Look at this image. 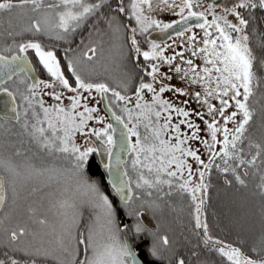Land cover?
Wrapping results in <instances>:
<instances>
[{
	"label": "snow or ice",
	"instance_id": "1",
	"mask_svg": "<svg viewBox=\"0 0 264 264\" xmlns=\"http://www.w3.org/2000/svg\"><path fill=\"white\" fill-rule=\"evenodd\" d=\"M104 8L111 13L106 14L110 37L118 41L123 34L128 58H143L138 82L126 76L113 87L91 79L89 69L99 52L93 43L65 49L59 56L54 45L39 39L47 36L70 44L69 36ZM154 12H170L179 19L161 23L152 17ZM257 12L264 23V0H116L114 7L110 0H0V15L27 21L19 31L9 28L11 43H0V97L6 98L0 100V130L28 137L38 150L18 165L0 157V170L13 178L25 173V178L41 176L49 169L37 167L32 158L45 153L67 159L74 178L70 194L65 188L62 198L51 205L59 231L51 226L55 240L48 245L26 223L9 228L0 219V249L4 250L0 264H143L127 237L121 239L125 234H154L144 227L138 210L119 217L122 208L142 199L134 189L150 198L155 194L151 205L157 207V202L174 193L188 199L199 251L193 250L188 260L172 252L170 264H192L191 257L196 264H206L208 255L218 257L216 264H264V231L251 245L243 240L232 244L213 236L203 218L210 187L207 178L213 170L230 174L225 184L234 181L241 187H247L246 177L258 173V195L264 201V77L257 76V57L250 46L257 35ZM121 16L127 17V24ZM152 28L174 29L176 37H186L177 46L183 50L147 40L145 34ZM143 42L148 50L142 49ZM259 46L264 50V33L259 34ZM165 48H171L172 54H166ZM120 52L124 55L123 46ZM30 53L47 79L33 75ZM259 67L264 68V58ZM101 104L103 116L96 106ZM257 116L259 125L254 130ZM90 122L101 126L92 127ZM78 135L84 138L80 146ZM92 137L99 146H87ZM3 147L0 143V150ZM101 150L111 196L87 174L91 157ZM14 155L21 157L24 152L16 149ZM125 155L130 158L131 175ZM112 197L118 198L115 203ZM5 202L0 176V209ZM27 211L33 223L49 225L47 218L36 217V209ZM159 243L170 250L166 236ZM148 255L164 259L155 245L148 248Z\"/></svg>",
	"mask_w": 264,
	"mask_h": 264
},
{
	"label": "trees",
	"instance_id": "2",
	"mask_svg": "<svg viewBox=\"0 0 264 264\" xmlns=\"http://www.w3.org/2000/svg\"><path fill=\"white\" fill-rule=\"evenodd\" d=\"M125 2L128 3L129 0H125ZM259 17L260 13L257 12L256 20L254 22V26L257 28V35L252 38L250 46L253 48L254 55L257 57L255 63L257 76L264 77V68L259 67V60L264 58V50L259 46V34L264 33V23L260 22ZM120 20L125 24L128 23L127 17L121 16ZM104 21L105 20L102 17L100 23L95 27L100 29L101 35H103L106 29ZM150 31L151 30H149V32ZM148 33L145 34L146 38ZM11 42L12 40H3L0 35V43ZM41 42L49 47L54 45L57 54L61 52L65 44L64 41L43 40ZM89 43L93 42L86 41L84 42V45ZM79 46L83 48L82 44ZM94 46L99 49L98 54H100L101 59L95 69H89L91 79L97 82H106L113 87H115L120 81L124 80L126 76H130L133 78L134 82H138L137 73L139 71V66L143 65L144 61L142 57L137 59L128 58L129 45L124 40L123 34L120 40L115 41L107 32L104 38L94 43ZM121 46H123L124 55H121ZM141 47L143 50H146L147 43L143 42ZM29 59L32 60L39 79H47L42 67L38 65V62L31 53L29 54ZM145 79L146 82H149V78ZM257 107H259V105H257ZM258 125L259 116L256 117L254 130L255 128H258ZM15 131H19V129H16ZM257 135H259L258 132ZM21 139L25 141L24 144L20 143ZM0 143L4 145L3 148L6 149L10 159L12 157H17L14 155L16 149H20L25 154L26 152L32 154L33 152L38 151L35 145L30 143L28 137H20L15 134L10 135L3 130H0ZM29 149H31V151H29ZM28 157H32V155H29ZM32 163L39 168H47L49 171H46L41 176L25 178V176H27L26 173L25 176L11 177L9 179L8 175L0 170V174L4 175L6 186V202L0 212V219L5 221L6 227L11 228L17 224L26 223L27 221L28 223L26 224L28 227L29 224L38 225L33 223V220L29 218L27 211L28 208H34V206H36L39 209H42L40 215L35 214L36 217L47 218L49 212L45 206V200L48 199L47 196H50L52 200L57 201L62 198L61 194L65 188L69 189L70 194V190L74 185V178L70 171V163L62 155L48 156L45 153H39L38 157L32 158ZM126 163L128 164V171L131 175L129 157ZM242 171L243 170H241V172ZM87 174L90 178L98 180L102 190L111 196V193L109 192L110 186L107 184L106 172L102 171V165L98 162L96 154L91 157V164L87 167ZM134 178L135 177L133 176V179ZM13 179H15V181ZM17 179L19 180L17 181ZM226 179L231 180L230 174H221L215 170L209 174L207 180L210 187L208 190V201L205 205L203 218L210 225L213 236L232 244H237L238 241L243 240L247 242V245H251L253 242L259 240L261 232L264 231V215H262L264 201H262L261 197L258 195V173L255 176L245 178L247 187H241L234 181L225 184ZM13 186L15 191H13ZM33 188L37 189L35 196L31 193ZM11 192L16 193V198L12 196ZM134 193L136 196L142 197V199L131 201L128 209L122 208L119 212V217L124 219L130 210H138L140 212L145 211L153 218L157 228L155 231H151L154 233L153 235L141 233L138 237H133L131 234H125L122 235L121 239L127 237L129 244L144 264H170L169 257L172 255V252H178L183 258L188 260L193 250L199 251V248H197V239L191 231L192 222L189 216L188 199L186 196L182 197L179 193H174L171 197H165L164 201L157 202L160 205L157 207L151 205V201L155 199V194L150 198L143 190L134 189ZM30 199H33V203L28 205ZM112 199L113 203H115L118 198L112 197ZM12 203L18 204V210H25L26 218L22 223L8 224L6 222L7 217L5 214L9 211V207L13 205ZM141 203L145 205L143 208L140 207ZM87 216L88 212L85 211L84 218L87 219ZM129 219H131V217H129ZM35 232L39 236L40 230ZM164 236L170 241V250H165L163 245L159 243V238ZM29 239L31 238L29 237ZM37 239L42 240L38 237ZM152 245L156 246L157 252L164 257L163 260H158L148 255V248ZM3 254L4 250L0 249V258H3ZM201 259L205 260L204 254H201ZM191 260L192 264H196L195 257H191ZM217 260L218 257L208 255L206 257V264H216Z\"/></svg>",
	"mask_w": 264,
	"mask_h": 264
},
{
	"label": "rangeland",
	"instance_id": "3",
	"mask_svg": "<svg viewBox=\"0 0 264 264\" xmlns=\"http://www.w3.org/2000/svg\"><path fill=\"white\" fill-rule=\"evenodd\" d=\"M197 10H203V9L201 8V9H197ZM151 15H152V17L154 19L159 20L161 23H167L169 21H174L176 19H179V17H176V16L172 15V13H170V12H166V13H155L154 12V13H151ZM229 19H231V17ZM150 30L153 31V30H159V29L152 28ZM193 31L196 34L202 35V33H201V31L199 29H194ZM107 32H108V28L105 29L103 35H101V33L100 34L98 33L96 35L95 39L100 41V39H102V38L105 37V35H106ZM184 39H186V37ZM184 39L179 38V37H176L174 35V36H172L171 39L169 38L165 42H156V43L160 44L161 47H164L166 44L173 45V47L176 48L177 51H182L183 49H181V48H179L177 46L179 44H181V43H184ZM95 42H98V41H95ZM146 50H148V46H147ZM165 53L168 54V55H171L172 54V49L171 48H165ZM100 59H101L100 54H98L97 57L94 58V61L92 62V65H91L90 68L95 69V67H97L98 64L100 63ZM149 82H151L150 79H149ZM173 82L175 83V81H173ZM66 95H71V94L66 93ZM164 98H170V94H165ZM47 103H49V102L47 101ZM92 104H94V102H92ZM92 104H90V106H92ZM96 106L100 109L99 115H102L103 116L104 113L101 110V106L100 105H96ZM191 106L192 107H196V105L194 103ZM105 120L106 121L108 120L106 116H105ZM90 126H92V127H100L101 125H95L94 123L90 122ZM76 143H77L78 146L84 144V138H82V137H80L78 135L76 137ZM87 146H93V145L90 143ZM29 155H32V154L30 152L29 153L26 152V154L24 153V156L17 157L18 159L17 160L14 159V161H12V163L13 164H16V165L21 164L24 161L25 157H28ZM0 156H5V159H9L10 158L8 156L5 148H3L2 150H0ZM189 162H191V161H189ZM2 172L4 174L8 175V178L9 179L11 178V176L7 172H4L3 170H2ZM25 175H26V173H25ZM193 179L195 180L196 177H193ZM13 180L15 181V179H13ZM18 180L19 179H17V181ZM31 193L35 196V193L36 192H33L32 191ZM11 194H12V196H14L16 198V193L11 192ZM47 198L48 199L45 200V206H46L47 210H49V212L47 214V220L49 221V225L48 226H40V225H31V224H29V227H30L29 229L30 230H33V231H39L40 230V234H39L38 238L39 239H42L46 245H48L50 242H52V241L55 240V234L52 232L51 226L52 225H56L57 226V232L59 231V228H58V216L56 215V209L55 208H51V205L54 202H56V201L52 200L50 198V196H47ZM32 203H33V199H30L28 205H31ZM12 204L13 205L9 207V211L7 212V214H5L6 217H7V221L6 222L8 224H10V223L11 224L12 223H19V222L22 223L24 221V219L26 218L25 217L26 216L25 210H21V209L18 210V206H17L18 204L17 203H12ZM34 209L37 210L36 211V214L40 215V213H42V209H39L36 206H34ZM26 223H28V221Z\"/></svg>",
	"mask_w": 264,
	"mask_h": 264
},
{
	"label": "flooded vegetation",
	"instance_id": "4",
	"mask_svg": "<svg viewBox=\"0 0 264 264\" xmlns=\"http://www.w3.org/2000/svg\"><path fill=\"white\" fill-rule=\"evenodd\" d=\"M110 2L113 4V7L115 6L116 0H110ZM106 14L111 15L109 10L107 8H104L101 12H99L96 16L89 18L88 22L86 23L85 26L77 29L76 33L71 34L69 36V40L71 43H65L64 47L62 48L61 52L58 54L60 56H63V53L65 49H76L78 45L82 44L84 47V42H93L99 41L96 40L95 37L99 33H101L99 28H95L96 30H93V26L97 27L96 25L100 23L102 17L105 20L106 28H108V25L106 23ZM27 21L21 17H18L16 15H12L11 17L9 15H0V35L3 40H12L13 38L8 35V30L9 28H12L14 31H19L20 28L25 25ZM7 31V32H5ZM24 38H31L30 34H24ZM17 40L20 39V37H16ZM40 41L43 40H49V41H55V40H50L49 37L47 36H41L39 37ZM39 79V77H38ZM46 101L49 103H52L50 99L45 98ZM67 101V100H65ZM92 144V143H91ZM93 145V144H92ZM4 158V156H0ZM14 159H18L17 157L11 158V161H14ZM98 160V158H97Z\"/></svg>",
	"mask_w": 264,
	"mask_h": 264
},
{
	"label": "water",
	"instance_id": "5",
	"mask_svg": "<svg viewBox=\"0 0 264 264\" xmlns=\"http://www.w3.org/2000/svg\"><path fill=\"white\" fill-rule=\"evenodd\" d=\"M170 35H171V37L175 35L174 29H169L167 32H162L160 30H153V31L148 33L147 39L153 40L155 42H165L166 40L169 39ZM33 75L38 79V76L35 72V69H34ZM3 99H6V98L0 97V100H3ZM67 103H68V101H65V104H67ZM100 106H101L102 111L105 113L104 106L102 104ZM107 118L109 119V117H107ZM91 141H92L93 146H99V142L95 140V137H92ZM127 157H128L127 155H125L123 157L125 162L127 161ZM97 158H98V160L102 166L104 163H106V158L104 157L102 150H101L100 154H97ZM106 175L108 176L107 173H106ZM0 176H2V175L0 174ZM4 184H5V180H4ZM5 198H6V190H5ZM0 211H1V209H0ZM141 213H142L141 220L143 221L144 227L147 229H150L151 231H155L157 227H156V224H155L154 220L152 219V217L145 211H141ZM129 247L132 248V246L130 244H129ZM137 259H138V261H141L140 258L138 257V255H137Z\"/></svg>",
	"mask_w": 264,
	"mask_h": 264
}]
</instances>
